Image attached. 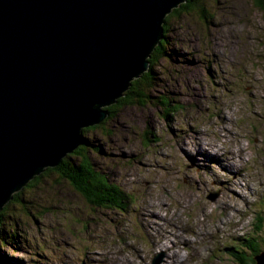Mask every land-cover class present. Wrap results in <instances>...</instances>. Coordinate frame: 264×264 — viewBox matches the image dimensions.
<instances>
[{
  "label": "rangeland",
  "instance_id": "rangeland-1",
  "mask_svg": "<svg viewBox=\"0 0 264 264\" xmlns=\"http://www.w3.org/2000/svg\"><path fill=\"white\" fill-rule=\"evenodd\" d=\"M207 13L168 15L150 99L83 133L99 140L89 153L127 196L122 209L94 208L46 175L3 210L0 264H165L167 245L185 264H237L233 246L264 251V12L213 0ZM229 150L242 177L216 164Z\"/></svg>",
  "mask_w": 264,
  "mask_h": 264
},
{
  "label": "water",
  "instance_id": "water-1",
  "mask_svg": "<svg viewBox=\"0 0 264 264\" xmlns=\"http://www.w3.org/2000/svg\"><path fill=\"white\" fill-rule=\"evenodd\" d=\"M186 2L0 0V215L86 140L100 146L84 130L150 70L168 15Z\"/></svg>",
  "mask_w": 264,
  "mask_h": 264
},
{
  "label": "trees",
  "instance_id": "trees-1",
  "mask_svg": "<svg viewBox=\"0 0 264 264\" xmlns=\"http://www.w3.org/2000/svg\"><path fill=\"white\" fill-rule=\"evenodd\" d=\"M208 1L211 2L213 0H187L186 3L175 9L171 16L174 14L180 15L185 13L188 14L190 12H197L200 14L202 19L207 20ZM252 1L258 10L264 12V0ZM164 40H166L165 31L164 39L160 42V44L156 47L151 55L150 70L144 73L139 79H136L131 83L125 97L121 98L117 104L105 108L110 113V115L101 125L85 129L84 132L96 131L98 129H101L103 125H105V122L107 120H112L114 118L116 111L119 110L120 107L132 105L133 103L143 105L142 102L144 98L150 99L149 97H147L144 91L148 88H151L150 81L153 77V71L151 68L155 65L154 58H156V61H159V59L168 56L166 49H164ZM160 101L162 105H167L169 107L172 103L171 100L167 101L164 98H161ZM173 108V112H177L175 107ZM92 148H95L96 151H99L98 147H93L90 144V141L86 140L85 144L73 153V155L78 158V162L72 160L71 156H67L62 161L61 165L56 168L47 169L43 174L36 177L32 182H30L26 187H30L34 185V183L41 180L44 176L56 172L59 173L60 177L66 180V182L73 188V190L78 193L90 206L94 208L122 209V207L126 204L125 202L127 196L122 193L118 186L110 182L109 176L107 174L95 167V164L93 163L89 153ZM17 203H24L20 194H15L10 204L14 205ZM8 207L9 205L6 206L4 210ZM2 218L3 213H1L0 215V222ZM260 221L263 222L262 219H260ZM250 241L252 240L250 239ZM245 247L247 251H242V253L240 254H236L234 252L237 264H257L256 257L264 252L259 246L258 242L252 241L248 243L247 241Z\"/></svg>",
  "mask_w": 264,
  "mask_h": 264
},
{
  "label": "bare ground",
  "instance_id": "bare-ground-1",
  "mask_svg": "<svg viewBox=\"0 0 264 264\" xmlns=\"http://www.w3.org/2000/svg\"><path fill=\"white\" fill-rule=\"evenodd\" d=\"M166 24V23H165ZM190 25V24H189ZM165 26V25H164ZM174 31V30H173ZM235 31V30H234ZM235 36V35H234ZM236 43V42H235ZM238 49V48H237ZM245 74V73H244ZM238 75V74H237ZM203 100V99H202ZM254 104V103H253ZM220 110V109H219ZM223 112V111H222ZM139 113V112H138ZM222 129H224V130H227L228 131V129L226 128V125H225V127H223ZM239 135V134H238ZM242 136V135H241ZM228 137V136H227ZM235 137V136H234ZM196 139V142H197V145L199 146V149L201 150V147H200V143H201V140H199L198 139V137L196 136L195 137ZM187 139H188V137H187ZM187 142V141H186ZM189 143H190V140H189ZM106 144V143H105ZM243 149V148H242ZM245 149V148H244ZM243 151V150H242ZM201 153H203V151L201 150V152H200V154ZM241 153V152H240ZM227 154H229V155H227V156H231V158H228V157H225V154H223V155H220L221 156V158H220V156L218 155V152L217 151H215V153H214V155L217 157V159H218V162L216 163V164H219V165H222V167L223 168H221V169H223V171H228V172H230V173H232V174H234V176H235V178H239V177H242V174H240L239 173V171H233V168H235V162H231V159H232V156L235 154L232 150L230 151L229 150V152L227 153ZM222 156H224V158L222 157ZM248 157V156H247ZM237 159V158H236ZM240 159L242 160V157H240ZM235 160V159H234ZM239 160V159H238ZM225 161V162H224ZM240 161V160H239ZM239 168V167H238ZM227 172V173H228ZM233 176V175H232ZM220 182H223L222 180H220ZM246 182V181H245ZM228 183V186L230 187L231 186V184L229 183V182H227ZM161 241V240H160ZM166 242V241H165ZM163 243V242H162ZM160 244V243H159ZM164 244V243H163ZM160 246V245H159ZM189 247H190V245H189ZM190 249H191V247H190ZM162 250H165V251H168L169 252V255H167V257L169 258V259H171V258H175V260L174 261H172L171 263H170V261H166L165 262V264H185V258L182 256V255H180L179 254V251H177V247L176 246H170V245H167V247H163L162 248ZM167 258V259H168ZM182 258H184V262L183 261H181L182 260Z\"/></svg>",
  "mask_w": 264,
  "mask_h": 264
}]
</instances>
